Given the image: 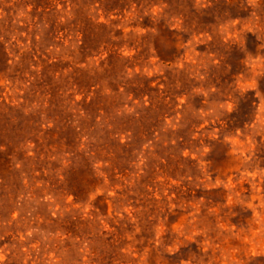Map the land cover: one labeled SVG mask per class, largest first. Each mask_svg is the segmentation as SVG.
Wrapping results in <instances>:
<instances>
[{
  "label": "rangeland",
  "instance_id": "1",
  "mask_svg": "<svg viewBox=\"0 0 264 264\" xmlns=\"http://www.w3.org/2000/svg\"><path fill=\"white\" fill-rule=\"evenodd\" d=\"M0 264H264V0H0Z\"/></svg>",
  "mask_w": 264,
  "mask_h": 264
}]
</instances>
